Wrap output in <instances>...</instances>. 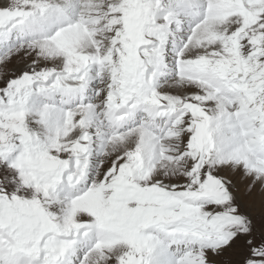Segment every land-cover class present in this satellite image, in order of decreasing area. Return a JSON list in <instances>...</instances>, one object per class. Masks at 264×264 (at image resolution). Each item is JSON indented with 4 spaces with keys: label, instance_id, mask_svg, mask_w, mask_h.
Wrapping results in <instances>:
<instances>
[{
    "label": "snow or ice",
    "instance_id": "snow-or-ice-1",
    "mask_svg": "<svg viewBox=\"0 0 264 264\" xmlns=\"http://www.w3.org/2000/svg\"><path fill=\"white\" fill-rule=\"evenodd\" d=\"M0 264H264V0H0Z\"/></svg>",
    "mask_w": 264,
    "mask_h": 264
}]
</instances>
